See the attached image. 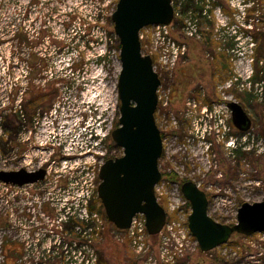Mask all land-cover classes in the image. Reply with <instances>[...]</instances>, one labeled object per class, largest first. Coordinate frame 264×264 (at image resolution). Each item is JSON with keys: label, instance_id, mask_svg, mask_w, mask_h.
<instances>
[{"label": "rangeland", "instance_id": "374dc122", "mask_svg": "<svg viewBox=\"0 0 264 264\" xmlns=\"http://www.w3.org/2000/svg\"><path fill=\"white\" fill-rule=\"evenodd\" d=\"M118 1L0 0V171L34 170L47 164L49 170L48 179L34 185L5 187L0 182V264H264L263 233L249 237L234 234L226 244L202 252L188 228L191 208L182 203L173 214L174 230L166 229L156 236L145 230L138 243L131 240L132 234L112 227L108 235L91 236L88 244L81 242L83 236L77 231L60 232L64 229L60 227L62 220H81L83 211L77 203L86 194V187L97 196L101 166L123 154L112 139L120 119V49L111 21ZM249 2L220 0L225 23L237 30V41L230 37L226 44L228 39L217 41V47L205 48L204 43L187 39V52L178 65L170 71L156 70L162 72L160 103L172 88V110L182 116L189 99L196 98L198 105L199 101L209 102L194 90V72L208 70L213 77L218 69L216 58L211 60V56L216 52L223 56L218 61L229 70H220V81L210 76L203 80L204 87L210 88L206 94L213 100L239 103L252 119V129L238 139L230 137L228 144L220 141L217 133L212 132L209 138L205 134L207 141L190 129L193 138L175 153L179 159L170 169L178 172L180 179L198 184L208 196L209 215L228 225L237 222L238 209L244 203L264 201V0H252L246 7ZM31 4L38 7V17L53 14V24L48 28L49 37L45 35L38 45L37 86L43 95L36 111L38 140L33 147H24L21 154L14 135L18 116L15 19L19 6ZM189 11L193 9L188 8L186 15ZM192 17L195 20L193 13ZM215 22L219 21L203 20L202 27ZM208 32L203 31V40L209 38ZM143 52L148 54L147 49ZM254 76L255 81H251ZM221 110L231 116L225 104ZM85 123L100 133L99 145H89ZM205 124L199 122L200 134ZM61 141L63 152L57 149ZM167 160L160 159L161 172L168 171ZM170 182L167 178L157 195L166 211L174 202L168 197L176 185ZM95 214L99 220L93 218V225L101 230L102 217ZM181 231L186 236L181 238L182 247L174 235ZM54 246L57 250L48 254Z\"/></svg>", "mask_w": 264, "mask_h": 264}, {"label": "water", "instance_id": "95a60500", "mask_svg": "<svg viewBox=\"0 0 264 264\" xmlns=\"http://www.w3.org/2000/svg\"><path fill=\"white\" fill-rule=\"evenodd\" d=\"M173 0H119L111 16L114 34L120 45L121 72L118 80L120 100L119 126L112 132L115 144L123 150L120 157L108 159L100 168L97 197L107 221L119 231L131 228L138 215L145 218L150 236L159 235L167 222V213L158 202L156 186L162 180L159 161L163 140L156 122L159 105V74L150 55L144 54L140 32L150 26H170L175 18ZM236 128L248 131L252 121L237 102H230ZM45 170L28 172L0 171V182L23 187L40 182ZM190 203L188 228L199 248L206 253L226 244L234 234H264V201L244 203L234 225L222 224L208 213L207 194L192 181L182 187Z\"/></svg>", "mask_w": 264, "mask_h": 264}, {"label": "flooded vegetation", "instance_id": "af4514ba", "mask_svg": "<svg viewBox=\"0 0 264 264\" xmlns=\"http://www.w3.org/2000/svg\"><path fill=\"white\" fill-rule=\"evenodd\" d=\"M205 2L207 3L205 7L201 6V3L203 5ZM190 7L193 9L191 14L193 13L198 27L197 34L191 38L192 40H195V42L204 43L205 48H214L217 47L219 41H225L228 39V41H226L224 44L229 42L230 37H235V41L239 39L237 36V31L235 34L231 33L230 25L225 23V15L222 10V5L220 4V0H180V17L178 19V23L181 27L186 16V11ZM37 8L38 7L35 6V4H31L30 6H19L17 8L15 19L17 77L14 97L17 105L16 108H18V116L14 135L18 148L21 150V154L24 152V147H33V145L37 143L38 140V128L35 125V121L38 119L39 114L36 111L38 110V103L40 99L43 98V95L40 96L39 87L37 86L39 64L38 45L44 40L45 35L49 37L48 28L53 24V22H51L53 21V14L50 13L47 16L38 17ZM47 12H50V8L47 9ZM203 20H207L208 22L217 20L219 22L210 24V27L208 26L205 29L202 27ZM205 30L209 31L207 34L209 38L203 40L202 35L204 34L203 31ZM213 39L215 40L213 41ZM219 50H221V48H219ZM207 56L210 57V54H207ZM211 57V60H215L216 58L215 62L217 63L216 67L218 69L217 72L213 73V77L218 78V81H220V70L228 71L229 69L223 65L222 62L219 63L218 59H222L223 57L221 53L216 52L215 56ZM195 63L198 68L201 67L199 65V61H195ZM194 73L197 79L194 90H198L200 92L199 96L206 98L205 101L207 102L208 100L209 102L203 104L201 101H199L198 105L196 98H192V100L189 99L186 103L188 108H186L182 116H180L179 113L172 110V101L170 100L172 88H170L168 104L164 105L159 101L158 109L155 115L156 122L160 129L163 140V154L161 160L163 161L164 158H168L167 162L170 160V163L165 165V167L169 168L168 171L166 172V170H163V172H161L162 182L167 183V178H169L171 181L170 183L178 186L180 189L182 185L187 182V180L180 179L179 175L177 174L178 172L171 170L170 167L173 166V163H176L179 159L178 154L175 153H178V150L182 149V146L186 147L187 141H190L193 138L191 137L193 132H191L190 129L196 132V137H199L198 135H200L203 136L202 138H206L205 134L203 133L204 130L201 132V134L199 130V122L202 123L205 121V128L208 126L207 123L210 125V132L208 131L207 137L209 138L211 134H213L212 132H214L215 134L217 133L216 135L219 137L220 141L228 144L230 137H235L238 139L242 136H245L248 132H250L253 126V121L251 119L252 125L248 131H241L236 128L232 120V115L230 116L227 114L226 110H221V105L225 104L227 107V112L230 113L231 111L228 107L230 102L223 101L220 98L213 100V97H210L206 94L210 88L206 86L204 87L205 81L203 80L208 76L213 78L211 75L212 72L198 69ZM161 85H163L162 81ZM226 92L227 91H224L223 94L225 95ZM49 95L53 96V92H51ZM222 109L224 108L222 107ZM84 126H86V123ZM201 127L202 125L200 128ZM7 131L8 130H6V132ZM208 138H206L207 141L209 140ZM96 139H98V137ZM61 142L62 143L58 144L57 149L63 152L65 145L63 141ZM172 152L174 154H172L171 157L170 154ZM47 167L48 164L47 166L42 165L34 170H29L27 168H21L20 170L24 169L32 173L37 172L40 169L45 170L44 179L40 182L34 183L38 184L48 179L49 170ZM48 251L51 252L52 249Z\"/></svg>", "mask_w": 264, "mask_h": 264}, {"label": "built area", "instance_id": "2783aa9c", "mask_svg": "<svg viewBox=\"0 0 264 264\" xmlns=\"http://www.w3.org/2000/svg\"><path fill=\"white\" fill-rule=\"evenodd\" d=\"M249 4H245V6H250L252 3V0H249ZM174 10H175V18L170 26H164V25H158V26H150L144 28L140 32V39L142 42L143 49H147L148 55H150L154 60V69L155 71L160 67L161 70L167 71L172 70L175 68V66L178 65V63L185 57V54L187 52V39H191L193 36L197 34L198 27L195 20H193L191 11L187 13V15L184 18L182 27L178 23V19L180 17L179 13V6H180V0H173L172 1ZM231 33H236V29H230ZM148 43V44H147ZM146 44V45H144ZM157 72V71H156ZM158 73V72H157ZM159 75H162V72L159 73ZM251 78V75L248 76ZM162 86H160L158 93H160ZM161 97L159 96V101L161 102ZM169 102L168 97H166L165 102H163L164 105H167ZM95 130V129H94ZM209 131V128L204 129V134H207ZM86 135H89L91 137L89 141L90 146L99 145L100 143V133H97L95 131H88ZM95 135V138L92 139V137ZM98 137V139H96ZM250 142H245V146L249 145ZM5 185V187H17V186H11V185ZM160 185L165 186L166 182H160L156 186V196L159 193ZM21 188V187H17ZM86 194H83L82 200H79L77 203L81 206L83 215L81 216V220L88 219L89 217L97 218V215L93 213L92 215L89 214L88 206L92 198H94L95 195L90 194L92 193L90 188L86 187ZM175 192H171L169 190V200H173L174 202L171 203V209L169 211H166L167 213V222L163 230H174V226L176 225V222L173 219V214L176 211L177 207H179L180 203L187 204V200L184 198L181 189L178 186H175L174 189ZM162 195V193L160 194ZM177 196V197H176ZM158 202L160 201V197L157 196ZM160 203V202H159ZM166 210V209H165ZM176 217V216H175ZM137 227V230L135 231L134 228ZM145 218L143 215H138L132 223V226L127 231H118L121 233H130L132 234V241L138 243V240H140L141 234L143 231H145ZM180 232V231H179ZM175 236L178 237L177 244L182 247L183 242L181 241L186 236L184 232L181 231V233L178 234V232H175ZM182 238V239H181ZM138 248H140V244L137 245ZM52 248H49V250ZM49 252V251H47Z\"/></svg>", "mask_w": 264, "mask_h": 264}, {"label": "trees", "instance_id": "16d2710c", "mask_svg": "<svg viewBox=\"0 0 264 264\" xmlns=\"http://www.w3.org/2000/svg\"><path fill=\"white\" fill-rule=\"evenodd\" d=\"M262 39L264 42V34L262 35ZM116 41H118V40H116ZM262 47L264 48V45ZM118 49H120L119 44H118ZM255 79H256V77L254 76L251 81H255ZM187 207L190 208L189 202L187 203ZM88 210L90 212V215H92L94 212V213H98L102 217L103 227L101 228V230L99 228H97L96 226H94L95 221L91 217H89L88 219H83V220H79V219L74 218V217H68L67 219H65V222H63V220H62V224H60V227L61 228L63 227L64 229H62V231H60V232L68 233L69 231L70 232L77 231V233L79 232V234H81V236H83V241H81V242L88 244V241H89L88 239L91 236L108 235L107 231L111 227L114 230H116V228L107 221L106 216L103 212V206L101 204V201L96 196H94V199L90 201L89 206H88ZM93 223H94V225H93ZM58 239H59V237H58ZM61 242H62V240L59 242V244H61ZM64 245H65V242L63 241V246ZM55 250H57L56 246L53 247L51 252H54ZM51 252H48V254Z\"/></svg>", "mask_w": 264, "mask_h": 264}]
</instances>
